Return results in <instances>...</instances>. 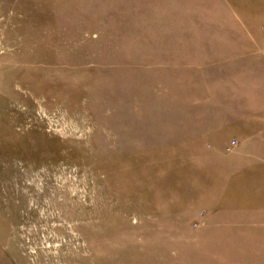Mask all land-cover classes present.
I'll return each mask as SVG.
<instances>
[{"label": "rangeland", "instance_id": "374dc122", "mask_svg": "<svg viewBox=\"0 0 264 264\" xmlns=\"http://www.w3.org/2000/svg\"><path fill=\"white\" fill-rule=\"evenodd\" d=\"M0 264H264V0H0Z\"/></svg>", "mask_w": 264, "mask_h": 264}]
</instances>
